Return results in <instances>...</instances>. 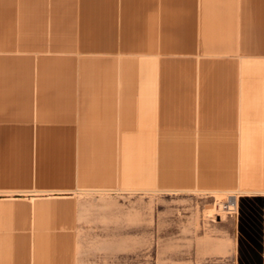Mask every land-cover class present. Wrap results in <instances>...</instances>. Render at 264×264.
<instances>
[{
  "label": "crops",
  "instance_id": "1",
  "mask_svg": "<svg viewBox=\"0 0 264 264\" xmlns=\"http://www.w3.org/2000/svg\"><path fill=\"white\" fill-rule=\"evenodd\" d=\"M116 188L238 192L264 264V0H0V264H75L68 197L11 195Z\"/></svg>",
  "mask_w": 264,
  "mask_h": 264
},
{
  "label": "rangeland",
  "instance_id": "2",
  "mask_svg": "<svg viewBox=\"0 0 264 264\" xmlns=\"http://www.w3.org/2000/svg\"><path fill=\"white\" fill-rule=\"evenodd\" d=\"M232 195L116 188L11 198L68 197L51 207L73 221L75 264H235L236 214L222 210Z\"/></svg>",
  "mask_w": 264,
  "mask_h": 264
},
{
  "label": "bare ground",
  "instance_id": "3",
  "mask_svg": "<svg viewBox=\"0 0 264 264\" xmlns=\"http://www.w3.org/2000/svg\"><path fill=\"white\" fill-rule=\"evenodd\" d=\"M222 210L227 214L236 213V195L229 196L227 202L223 204Z\"/></svg>",
  "mask_w": 264,
  "mask_h": 264
},
{
  "label": "built area",
  "instance_id": "4",
  "mask_svg": "<svg viewBox=\"0 0 264 264\" xmlns=\"http://www.w3.org/2000/svg\"><path fill=\"white\" fill-rule=\"evenodd\" d=\"M231 211H233V210H231ZM231 214H232V212H231Z\"/></svg>",
  "mask_w": 264,
  "mask_h": 264
}]
</instances>
